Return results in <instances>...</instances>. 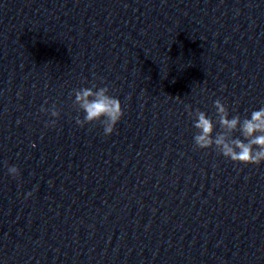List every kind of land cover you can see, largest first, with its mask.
Masks as SVG:
<instances>
[{
  "label": "clouds",
  "instance_id": "obj_1",
  "mask_svg": "<svg viewBox=\"0 0 264 264\" xmlns=\"http://www.w3.org/2000/svg\"><path fill=\"white\" fill-rule=\"evenodd\" d=\"M94 89L95 87L74 90V102L79 105L80 110L84 113L83 119L77 117L76 123L83 126L87 123L100 121L103 125L104 134L106 136L111 135L115 125L123 116L121 102L118 98L109 95L107 87ZM214 106L217 110L218 123L223 129H226V132L218 133L213 138V120L205 112L197 109L194 127L198 133L194 136L195 145L200 149H208L214 145L224 157L237 163L259 165L264 161V108L254 110L250 118H244L241 121L239 115L229 119V112L219 99L214 101ZM41 111L50 112L52 117L59 116L55 105L51 109L42 106ZM51 123L54 124L55 121L53 120ZM237 130L240 131L243 139L229 137L228 133ZM8 171L12 176L19 174V170L15 166L10 167ZM31 195V192L27 193V196Z\"/></svg>",
  "mask_w": 264,
  "mask_h": 264
}]
</instances>
